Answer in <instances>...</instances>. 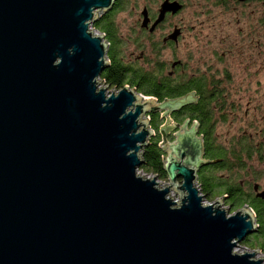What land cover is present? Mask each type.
<instances>
[{
  "label": "water",
  "instance_id": "obj_1",
  "mask_svg": "<svg viewBox=\"0 0 264 264\" xmlns=\"http://www.w3.org/2000/svg\"><path fill=\"white\" fill-rule=\"evenodd\" d=\"M113 3L0 0V264H262L234 252L249 211L203 205L193 131L159 129L165 188L137 175L142 118L182 101L98 89L108 46L92 26Z\"/></svg>",
  "mask_w": 264,
  "mask_h": 264
},
{
  "label": "flooded vegetation",
  "instance_id": "obj_2",
  "mask_svg": "<svg viewBox=\"0 0 264 264\" xmlns=\"http://www.w3.org/2000/svg\"><path fill=\"white\" fill-rule=\"evenodd\" d=\"M104 17L106 58L151 74L153 91L181 93L164 100L182 101L166 113V134L173 142L183 127L201 141L200 195L249 211L245 243L264 261V0H114Z\"/></svg>",
  "mask_w": 264,
  "mask_h": 264
},
{
  "label": "trees",
  "instance_id": "obj_3",
  "mask_svg": "<svg viewBox=\"0 0 264 264\" xmlns=\"http://www.w3.org/2000/svg\"><path fill=\"white\" fill-rule=\"evenodd\" d=\"M104 19L105 17L102 20L95 22L92 26V29L96 32L98 31L99 33H102L105 38V34L110 32L113 33V30L108 29L111 24V20L109 19L104 22ZM107 58L109 60L110 66L106 69V71H104L100 78H102L105 84L110 88L121 90L125 86H129L131 88H134L138 94H141L145 97H151L158 103H161L169 98H178L181 96V93H176L174 91H153V89L158 87L156 86V80L152 83L151 74L142 71L135 74L131 72V75H127L128 71L122 70V68L119 66V61L114 60L110 54L107 55ZM151 118L152 123L150 127L155 131V137L150 140L149 145L143 150V164L139 168V171H142L145 175H151L157 177V179L166 180V175L162 170V163L165 155L161 146L159 145L161 142H163V136L155 127V120L159 119V115H151ZM208 198L209 201L213 199L210 197ZM242 206L243 205L236 203L233 205V210H235L236 208H242ZM245 240L243 241V244L246 245Z\"/></svg>",
  "mask_w": 264,
  "mask_h": 264
},
{
  "label": "rangeland",
  "instance_id": "obj_4",
  "mask_svg": "<svg viewBox=\"0 0 264 264\" xmlns=\"http://www.w3.org/2000/svg\"><path fill=\"white\" fill-rule=\"evenodd\" d=\"M137 0H134V2H136ZM103 13H99L98 14V18L102 15ZM180 18V17H179ZM181 18H182V16H181ZM122 20H124V22H121ZM117 22L119 23H117L116 25L118 26V29H119V32H120V34L123 36L124 34H125V32H126V29L124 30V29H121V26L122 25H120V24H123V25H125V24H128L129 23V21L126 19V14L125 13H123V14H119L118 16H117ZM93 30V29H92ZM93 33H94V36H100V35H102V37H103V41H104V35L102 34V33H99L98 31L96 32V31H94L93 30ZM193 35V34H192ZM183 48H184V46H183V44H181L180 45V47H179V50L177 51L178 52V54H177V56L179 57V58H181V57H183ZM132 57H137V54H135L134 56H132ZM106 61L108 62V64H109V60L108 59H106ZM98 82H99V85H98V89H101V88H105L106 89V91H107V96H109L111 93H118V91L117 90H115V89H112V88H110L109 86H107L106 84H105V82L103 81V79L102 78H99L98 79ZM129 89H134V88H131V87H129V86H127ZM135 90V89H134ZM136 91V90H135ZM137 93V92H136ZM138 94V93H137ZM138 95H141V94H138ZM141 96H143V95H141ZM143 97H145V96H143ZM151 98V97H150ZM155 104H159L157 101L155 102ZM151 115L152 114H146L145 115V117H143L142 118V120L144 119V118H146V117H148V130H151L152 132H153V137H155V131L150 127V125H151V123H152V118H151ZM160 115L161 114H159V117H160ZM165 117H160L159 119H157V120H155V127H156V129L158 130V132H159V129H160V127L162 126V125H164L165 124ZM167 125V123L165 124V126ZM160 133V132H159ZM152 137V138H153ZM164 139L166 140V143H171L172 141H171V139L169 138V136H168V134H165L164 135ZM137 175H139V176H141V177H144V178H153L154 176H151V175H145L142 171H137ZM154 178H156V177H154ZM157 181H158V183L160 184V188L161 189H163V188H165L169 183H168V181H167V179L166 180H161V179H157ZM169 197L170 198H172L174 201H178V194L177 193H175L174 191H171V193H170V195H169ZM214 201V199H212V200H204V203H203V205H206V203H209V204H211L212 202ZM239 209H242V208H239ZM238 208H236L235 210H233V208H231L230 209V211H229V215H233L234 213H236L238 210H239ZM226 210V209H225ZM234 252L235 253H237V254H244V253H249V254H252V253H254V252H256V251H253L251 248H249L247 245H245V244H243V242L242 243H238V246L234 249ZM255 259H257V260H262V264H264V261H263V257H262V255H261V253L260 252H258V254H256V256H255Z\"/></svg>",
  "mask_w": 264,
  "mask_h": 264
},
{
  "label": "bare ground",
  "instance_id": "obj_5",
  "mask_svg": "<svg viewBox=\"0 0 264 264\" xmlns=\"http://www.w3.org/2000/svg\"><path fill=\"white\" fill-rule=\"evenodd\" d=\"M117 91H119V90H117ZM155 114H157V115H159V114H162V112H158V113H155ZM155 114H152V115H155ZM245 208V207H244ZM240 210V209H239Z\"/></svg>",
  "mask_w": 264,
  "mask_h": 264
},
{
  "label": "built area",
  "instance_id": "obj_6",
  "mask_svg": "<svg viewBox=\"0 0 264 264\" xmlns=\"http://www.w3.org/2000/svg\"><path fill=\"white\" fill-rule=\"evenodd\" d=\"M204 203V202H203ZM212 204V203H211ZM206 205H210L209 203H206Z\"/></svg>",
  "mask_w": 264,
  "mask_h": 264
}]
</instances>
